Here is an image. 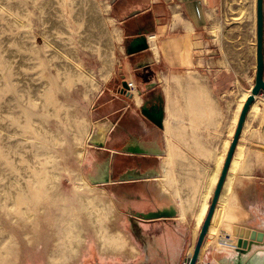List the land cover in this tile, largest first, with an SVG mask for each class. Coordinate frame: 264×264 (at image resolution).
I'll use <instances>...</instances> for the list:
<instances>
[{
	"label": "rangeland",
	"instance_id": "rangeland-1",
	"mask_svg": "<svg viewBox=\"0 0 264 264\" xmlns=\"http://www.w3.org/2000/svg\"><path fill=\"white\" fill-rule=\"evenodd\" d=\"M95 1L100 4H108L109 10L102 12L96 5L87 0H82L80 3L63 0V2L58 3L59 10L54 17L44 24V17L38 7L39 1L6 0L24 27L19 30V35L14 36V38L11 36L12 34L8 35V31L6 34H0V82L2 75H4L7 85H10L7 92L5 91L7 85L4 83L6 86H2L5 92L1 91L0 94L6 100L1 104L3 107L9 105V112L12 114L10 117L11 125L4 126L3 130L9 133L15 128L18 135H25V139L15 141L14 150L18 151L19 159L10 160L6 166L8 176L0 177V246L1 244H8L10 249L8 256L0 257V264H47L48 253L54 245V235L63 234L67 220L79 218L84 221L85 229L88 227L86 216L80 211L81 204L78 196L83 195L93 201H99L100 196H105L112 202L115 209L114 213L112 210L108 212L109 216H113V220L107 222L108 226L113 230L123 226V220L115 222L118 212L121 211L116 195L105 194L101 191L103 185L90 183V180L96 175L97 169L106 160H109V154L102 149L90 146L87 142L84 144V158L82 160L77 159L73 152V135L66 125V119L63 118L62 113H56L55 108L66 106L67 109L76 114L77 121H81L85 118L81 107L95 98L96 91H99L101 95L96 97L93 106L106 102L112 98L113 94L120 98L119 93L113 91L121 88V85L112 86L115 83H111L110 91L107 90V86L102 88L97 82L96 74L99 73L102 75L100 78L105 80L113 73V67L119 65L120 59L123 57L124 40L121 38L119 42L113 41V51L116 58L111 65V70L103 68L102 61H106L107 57L103 56L104 53H101L100 49L101 46L111 42L108 35L115 27H118V19L130 14L135 15L143 8L141 1L148 2L149 0H92L93 3ZM159 7L163 10V17L167 19L172 10L166 11L162 1H160ZM211 11L208 28L217 27L218 38L217 41L207 40V48L210 46L212 49L206 53V63L209 62V56L214 54V43L216 53L221 58V68L231 72V77L234 76L238 80L233 88H230V92H226L225 97H223L222 116L220 123L217 124L221 132L222 153L224 154L229 145V139L233 136L232 129L238 106L244 100L242 95L249 91L254 83L256 70V0H220L218 7L211 9ZM108 16L114 18L115 23H109L107 21ZM55 21L61 22V25L52 27L51 24ZM3 23L0 21V27L5 26ZM12 30L9 31L12 32ZM45 31L48 32L45 33ZM45 38L50 46L44 43ZM57 51L58 53H56ZM59 53L70 56L83 67L85 72L93 75L97 88L92 89L79 81V75L71 68L70 64L59 56ZM93 66L99 68V72L94 71L91 68ZM9 74H11L10 78ZM67 79L71 80L73 84H68ZM261 100L263 101L258 102L255 107L249 110V115L245 121L243 139L245 132H247L246 129L264 128V97H261ZM126 101L130 103V100ZM115 102L118 105L122 104V100L116 99ZM230 102L235 104L231 110ZM133 103L135 104L134 100ZM146 105L143 104L145 107ZM139 116V119H145L142 115ZM136 122L139 123L140 121H134V123ZM86 125L88 129L91 127L94 129V122L89 125L88 120ZM3 135L8 134L3 133ZM84 139L86 138L84 137ZM121 147L120 149L124 148V146ZM29 151L33 160L27 156ZM2 156L0 152V158ZM117 156L116 158L120 159ZM135 159L122 157L120 161L121 164H133ZM235 166L236 164L232 170ZM20 169L23 170V174H20ZM29 170L33 174H28ZM116 173L117 168L115 169ZM1 174L2 170H0V176ZM81 176L86 179L91 187L79 191L76 195L72 191L73 185L79 183ZM9 180L13 184H19V187L8 185ZM21 185L26 187V193L24 186L21 188ZM6 186L16 193L13 201L11 196L5 197L4 192L2 193ZM109 189L115 194L118 191L116 184L110 185ZM10 204H14L16 208L9 209L7 205ZM25 204L26 209H21ZM120 206L123 205L120 204ZM236 208L240 214L235 217L230 214L231 229L234 224L244 223L249 217L245 207ZM29 211L33 214L30 222L23 219L24 213ZM73 230L76 232V227ZM85 233L87 237L85 247L82 248L76 259H71L66 264H135L137 261L139 247H135L136 254L129 263L126 262L124 254L120 252L118 254H106L105 259H101L96 253L91 258L90 263H83L82 261L88 256L90 248H95L92 233L90 231H85ZM6 234H8L9 239L5 237ZM59 241L63 242L64 239ZM232 243L234 244L235 241L230 244ZM225 244L228 245V243H221L217 246L213 244V246L217 247L218 250H224ZM209 245L212 244L209 243ZM249 264H264V251H259Z\"/></svg>",
	"mask_w": 264,
	"mask_h": 264
},
{
	"label": "crops",
	"instance_id": "crops-1",
	"mask_svg": "<svg viewBox=\"0 0 264 264\" xmlns=\"http://www.w3.org/2000/svg\"><path fill=\"white\" fill-rule=\"evenodd\" d=\"M160 1L164 3L166 11L168 9L172 10L167 19L163 17V10L159 7ZM141 2L143 7L141 11L136 12L135 15L130 14L127 17L124 16L118 19V27L114 28L118 39H114V41L119 42L122 38L123 43L126 44L139 35H145L147 38L154 35L156 36L157 54L149 47L146 52L127 55L123 46V57L120 59V64L113 67V73L105 80L100 78L102 75L96 74L99 86L102 88L107 86V90L111 88V83H115L112 86L121 85L122 79L136 86L134 74H137L138 85L144 90L139 96V103H135V105L132 96L122 95L117 89L113 92H118L120 98L113 94L112 98L106 102L93 106L96 97L101 95L99 91H96L93 102L89 101L86 105L84 104L85 106L81 107V110L85 114L86 121L89 120V125L102 119L113 123L112 131L102 151L109 154L114 172L117 168L116 174L129 166L136 167L138 161L144 158L146 161L142 164V169L155 166L158 170V176L151 179L109 183L102 186V192L116 195L119 200L121 211L118 212L115 222L123 220V226L120 228L114 230L109 226L106 229L103 228V231H106L103 246L115 247L125 243L124 246L127 247V250H119L118 253H123L128 263L136 254L135 247H139V256L136 257L135 264H180L189 259L192 252L190 247L194 248L195 246L205 217L199 227L196 226V218L205 202L207 204L206 216L213 191L221 173L229 145L223 154L221 132L217 124L220 123L222 116L223 97L238 80L234 76L235 79L231 77V72L221 68V58L216 53L214 43V54L209 56L208 63L205 59L207 57L206 53H209L212 49L210 46L207 48V40L217 41L218 38V35L217 38L210 36L213 35L214 30L218 33L217 27L209 29L208 24L211 20V9L217 8L220 0H149L148 2ZM108 18H111L115 23L114 18L110 16ZM187 44L190 52L188 60L190 65L188 67L183 64L180 58V54ZM144 59H150L151 63L138 68V65ZM91 68L99 72V68L96 66ZM186 71L192 72L191 76H193L189 77L185 73ZM166 81H169L170 89L168 93L164 89ZM201 86L207 87L210 92L209 96L217 103L220 114L218 118L210 119V117H207V121L205 120L202 127L193 130L189 127L188 119L191 116L186 107L187 91L189 88L193 89ZM250 89L242 95L244 100L238 106L237 118L248 96L247 93H250ZM258 97H260L258 102H262L261 97H264V94ZM116 99L122 100V104L118 105L115 102ZM126 100H130V103ZM144 103L147 104L146 107L143 106ZM200 103H202V100ZM229 105L231 110V107L235 104L230 102ZM252 107H255V105L252 104L250 109ZM142 108H147L150 111L162 109L163 127L161 129L156 127L146 118V120L144 118V120L139 119V115H142ZM202 108L204 112H207L203 105ZM169 115L172 127L166 131L164 121L168 119ZM248 115L249 112L247 117ZM138 120L139 123H134ZM235 127L234 124L233 134ZM244 129L245 122L237 143V146H242L240 149L235 148L216 207L221 204L227 213L232 206L239 209L245 207L248 210L249 217L246 221L234 224L232 229L234 226L262 229L264 227V128L252 127L246 129L247 132H245V138L243 139ZM134 144H139L155 154L144 157L143 154L124 152L126 148ZM168 145L177 148L179 153L178 157L176 156L172 162L168 155ZM120 146H124V148L120 149ZM222 154L224 158H222ZM116 155L120 159H117ZM122 157L136 158L135 161H138L133 162V164H121ZM235 159L237 163L234 170H232V161ZM218 163L219 170L217 171ZM170 172L174 173L176 183H172L170 177H168ZM213 177H215V183L211 187ZM115 184L118 187L116 194L109 189L110 185ZM176 191L179 192L178 196ZM230 201L236 204H232ZM120 204L123 206H120ZM171 206L176 212L174 217L142 219L136 216L138 213H148ZM228 216L230 218L229 226L227 230L221 231V237H224L225 240L231 239V241H221V243H228L229 246L225 244L224 250H218L217 247L209 245L201 254L203 246L210 237L208 231L201 246L198 264L205 261L219 264H243L247 261L249 253L241 254L236 250L238 237L232 235L230 213H228ZM107 229L109 230L107 231ZM88 231L92 233L95 248H90L88 256L82 262L90 263L91 258L96 253L101 259H105L106 254L111 253L105 250L101 251V246L93 235V231L87 227L86 232ZM112 231H116L120 238H115L112 234H109ZM86 239L87 237L82 248L85 247ZM232 241H235V243L230 244ZM261 247L252 245L253 250ZM131 249L134 251L133 254H131Z\"/></svg>",
	"mask_w": 264,
	"mask_h": 264
},
{
	"label": "bare ground",
	"instance_id": "bare-ground-1",
	"mask_svg": "<svg viewBox=\"0 0 264 264\" xmlns=\"http://www.w3.org/2000/svg\"><path fill=\"white\" fill-rule=\"evenodd\" d=\"M32 1H34V2L39 1L40 2L38 7H39V9H41V13L44 17V21H43L44 24L48 23V21L51 20L52 17H54L55 13L59 10L58 3L63 2V0H32ZM69 1L75 2V3H80L82 0H69ZM87 1L96 5L98 7V9L101 10L102 12H107L110 8V6L108 4H100L97 1H95L93 3L92 0H87ZM15 14L16 13H13L10 6L6 3V0H0V21L1 22L3 21L5 23V24L3 23L5 26L0 27V34L1 33L6 34L7 33L6 31H8L9 32L8 35L12 34L11 36L13 38H14V36L16 37L19 35V33H20L19 30L21 28H23L24 25L22 24V22L18 21V19H17L18 16L16 17ZM23 14H26V13H23ZM107 21L109 23L113 22V20L111 18H108ZM104 22L106 23V21H104ZM60 25H61V22H59V21H55L53 24H51L52 27L60 26ZM9 30H12V32ZM47 32L48 31H45V33H47ZM217 35H218L217 31L214 30L213 35L211 34L210 36L211 37L214 36L215 38H217ZM108 36H109L111 42L106 43L105 46H101L100 50H101V53H104L103 56L107 57L106 61H102L103 68L111 70V65L115 61V58H116L114 55V51H113V41H114V39H118V35L116 33V30H113V31L109 32ZM9 39H10V36H9ZM147 39H148L150 49L155 54H157L156 36L151 35ZM44 43L47 46H50L46 38L44 39ZM56 53H58V51ZM59 56L61 58H63L68 64H70L71 68L79 75L78 76L79 81L83 82L84 85L87 84L92 89L97 88V84L93 78V75H90L87 72H85L83 67L81 65H79L77 62H75L70 56H64V55H61L60 53H59ZM189 57H190L189 45L187 44L185 46L184 50L180 54V58H181L183 64L187 67L190 65V63L188 61ZM185 73L189 77L193 76V75L191 76L192 72H190V71H186ZM8 76L10 78L11 74H9ZM67 81H68V84H70V83L73 84V82L71 80L67 79ZM195 82H197V81H195ZM4 83L7 85V81H5L4 75H2V80L0 82V93H1V91L7 92L10 89L9 88L10 85L6 86V85H4ZM3 85L6 86L5 91H4V88L2 89ZM164 89H165L166 93H168V91L170 89L169 81L165 82ZM179 89L181 90L182 88L180 87ZM186 89H187V87H186ZM209 93L210 92L206 86L194 87L193 89L189 88L187 91L188 97L186 96L187 97L186 98V107H187V111L189 112V115L191 116L188 119L189 120V127H191L193 130H197L200 127H202L207 117H210V119H212L214 117L218 118V116L220 114L217 103H215L213 101V98L209 96ZM247 95H249V93H247ZM132 97H133V100L135 101V103L138 104L139 103V95L137 94L135 89L132 90ZM198 98H200V100H198ZM245 98H246V96H245ZM5 100H6V98L0 94V149H1L0 152L3 155L2 156L3 158L1 157L2 160L0 162V170H2V174L0 177H4V178L8 176L7 169H6V166L8 165L7 163L10 160H18L19 159L18 151L14 150L15 141L16 140L23 141L25 139V135L24 134L18 135L15 128H13L12 131H10L9 133H7L6 131L3 130L4 126L11 125L10 117L12 116V114L9 112V105L3 107V105L1 104L2 102H5ZM201 100H202L203 104L200 103ZM258 101H259V97H256L254 102H253V105H256L258 103ZM202 105L207 109V112H204ZM55 112L59 113V114L62 113L63 118L66 119V125H67L69 131L72 133L73 138H74V143H73L74 144V150H73L74 155L77 159L82 160L84 158V155H85L84 144L87 143V138L91 134L93 128L91 127L88 129V126L86 125V119L85 118L82 119L81 121H77L76 114L72 110L67 109L66 106H60L59 108H55ZM237 121H238V118L237 117L234 118V124L235 125L237 124ZM164 127H165L166 131L171 129L172 126L170 124V115H169L168 119H166L164 121ZM17 131H19V130H17ZM3 133H6L8 135L4 136ZM84 137L86 139H84ZM225 142H227V140H225ZM28 146H30V145L28 144ZM241 146L238 145L237 146L238 149H240ZM168 155H169L170 161L171 162L174 161V158L176 156L178 157V155H179L177 148H175L172 145H168ZM27 156L30 160H33L32 159L33 156L30 153V151L27 153ZM232 163L234 166L236 164V159L234 161H232ZM168 166H170V165L168 164ZM232 169H233V167H232ZM218 170H219V163L217 165V171ZM20 174H23L22 169H20ZM28 174H33V172L29 170ZM168 177H170V180L172 181V183H176L174 173H172V172L168 173ZM18 181H20V180L18 179ZM214 183H215V177H213L211 180V187H212V185H214ZM8 185H11V186L14 185V187H19L18 186L19 184H13L12 182H10V180H9ZM23 186L24 185H21L20 187L22 188ZM90 187L91 186L88 184L86 179L83 176H81V178L79 179V183L76 185H73L72 191L77 195L79 193V191H82L84 189H89ZM24 188H25L24 192L26 193L27 189L25 186H24ZM3 192H4L5 197L11 196L12 201L14 200V197H16V193L14 191H12L11 189H9L7 186L2 190V193ZM176 195L177 196L179 195L178 191H176ZM78 197H79V201L81 204V210L80 211L82 214H84L86 216L87 226L92 229V231L94 233L93 235L95 236V238H97L98 243L101 246V248H100L101 251L105 250V251H109L110 253H112V252L118 253L119 250H121V251L127 250V247L124 246L125 243L122 241L121 242L124 243L123 245H119V243H118L119 246H115V247H113V246L104 247L103 246L104 235L106 234V231L104 232L103 228H105V229L108 228L107 222L113 220V216H109L108 212L111 210H112V213L115 212V209L113 207L112 202L103 195L100 196L99 201H93L89 197H86L83 195L78 196ZM7 207L9 209H13L15 207V205L10 204V205H7ZM21 209L25 210L26 204ZM206 209H207V204L205 202L202 206L201 212L198 214V216L196 218V226L197 227H199L201 225V223L205 217ZM228 213H230L232 215V217H235V216L240 214V212H238L236 206H234V207L232 206ZM228 213L225 211V209L223 208V206L221 204H218V206L216 207V209L214 211L212 222H211L210 227H209V236L210 237L207 240V243L203 246V248L201 250V254L203 253L206 246L209 245V243L212 244V246H213V244L217 246L218 244L221 243V241H226V242L231 241V239L225 240L224 237H221V231L227 230V228L229 226ZM16 216H17V214H16ZM32 218H33L32 212L30 213V211H29L28 213L27 212L24 213V218H23L24 220H27L28 222H30V221H32ZM14 220H17V219L14 218ZM83 222L84 221L82 219H79V218H76L74 220H73V218H70L69 220L66 221V228L64 229L65 231L63 232V234H59V235L55 234L54 235V245H53V248L48 253L47 264H66L67 261H71V259L74 260L80 255L81 249L84 245L85 238H86L85 237L86 229H85V226L83 225ZM75 227L77 229L76 232H74V230H73ZM108 230L109 229H107V231ZM109 234H112V236H114L115 238H120V236L118 235V233L116 231L115 232L112 231ZM5 237H7L9 239L8 234H6ZM63 239H64L63 242L59 241V240L62 241ZM117 242H118V240H117ZM117 242H115V243H117ZM119 242H120V240H119ZM7 245L1 244V246H0V257L1 258L9 255L10 249ZM190 250H193V247H190ZM190 250H189V252H190ZM133 252H134L133 249H131V254H133ZM9 262H11V261H9ZM68 264H70V263H68Z\"/></svg>",
	"mask_w": 264,
	"mask_h": 264
},
{
	"label": "water",
	"instance_id": "water-1",
	"mask_svg": "<svg viewBox=\"0 0 264 264\" xmlns=\"http://www.w3.org/2000/svg\"><path fill=\"white\" fill-rule=\"evenodd\" d=\"M263 0H256V70H255V78L254 84L250 89V93L247 96L240 114L238 116V121L234 130V134L231 138L228 150L226 152L224 162L222 165L221 173L219 179L216 183L215 189L212 194L211 201L209 203V207L203 221V224L200 228L195 246L189 255L188 264H197L199 253L201 250V246L203 241L208 234L209 227L211 224L212 217L214 215L215 207L218 202L225 178L227 176L229 166L231 164V160L233 158V154L235 152V148L237 147V143L239 141V137L241 135L242 128L244 126L245 119L250 110L251 105L253 104L256 97L264 94V81H263ZM125 52L127 55H134L142 52H146L149 50L148 39L145 35H139L137 38L132 39L128 44L124 45ZM149 55V54H148ZM150 59H144L138 65V68L143 67L144 65L150 64ZM134 78L136 80V86L132 85L125 79L121 81V88H119V93L122 95L132 96V89H135L137 94L140 96L144 91L138 85V75L134 74ZM141 114L144 118H146L149 122L154 124L158 128L163 127L162 118L163 112L162 109L152 110L150 111L147 108H142ZM113 123L109 120L103 119L94 122V129L91 132L90 137L88 138V144L90 146L95 147L96 149H104L106 146L107 138L112 131ZM124 152L131 154H143L144 157H148L153 153L149 149H145L139 144H134L126 148ZM109 159V158H108ZM138 161V160H137ZM134 161V162H137ZM146 161L144 158L141 161H138L136 167L129 166L115 174L114 166L110 162V160H106V162L97 169V173L90 180L91 184L94 185H104L109 183H117V182H133L137 180H147L158 176L157 168L151 167L147 169H142V164ZM175 210L173 207L161 208L159 210L150 211L148 213H138L136 216L141 217L142 219H160V218H170L175 216ZM232 235L238 237L236 250L241 254L249 253V257L246 262L243 264H249L253 258L256 257L259 251H264V227L262 229H250L245 227H237L234 226L232 229ZM262 246L261 248H257L253 250L252 245ZM239 264V263H237Z\"/></svg>",
	"mask_w": 264,
	"mask_h": 264
},
{
	"label": "built area",
	"instance_id": "built-area-1",
	"mask_svg": "<svg viewBox=\"0 0 264 264\" xmlns=\"http://www.w3.org/2000/svg\"><path fill=\"white\" fill-rule=\"evenodd\" d=\"M188 261H189V259H187V260L181 262L180 264H188ZM197 264H198V261H197ZM202 264H219V263H213V262L205 261V262H203Z\"/></svg>",
	"mask_w": 264,
	"mask_h": 264
}]
</instances>
